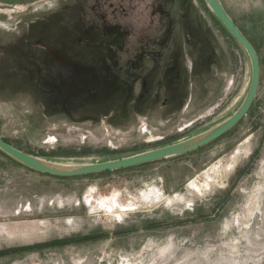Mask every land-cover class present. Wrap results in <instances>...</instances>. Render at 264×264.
<instances>
[{
	"label": "rangeland",
	"instance_id": "obj_1",
	"mask_svg": "<svg viewBox=\"0 0 264 264\" xmlns=\"http://www.w3.org/2000/svg\"><path fill=\"white\" fill-rule=\"evenodd\" d=\"M221 2L264 63V0ZM262 66L248 114L182 156L62 178L0 149V264H264ZM250 81L246 51L204 0H0V137L52 162L198 135ZM114 196L121 216L103 203Z\"/></svg>",
	"mask_w": 264,
	"mask_h": 264
},
{
	"label": "water",
	"instance_id": "obj_2",
	"mask_svg": "<svg viewBox=\"0 0 264 264\" xmlns=\"http://www.w3.org/2000/svg\"><path fill=\"white\" fill-rule=\"evenodd\" d=\"M204 1L213 14L223 24V26H225V28L231 33L236 41L244 48L251 65V81L247 93L237 110L226 120L198 135L173 144L122 158L82 165L60 164L40 158L38 156H34L9 144L1 137L0 149L22 164L43 174L63 178H72L106 171L127 169L150 162L182 156L217 140L228 131L233 129L246 116L254 100L256 99L260 86L259 55L254 45L238 27L234 19L229 15L221 0Z\"/></svg>",
	"mask_w": 264,
	"mask_h": 264
},
{
	"label": "bare ground",
	"instance_id": "obj_3",
	"mask_svg": "<svg viewBox=\"0 0 264 264\" xmlns=\"http://www.w3.org/2000/svg\"><path fill=\"white\" fill-rule=\"evenodd\" d=\"M243 32V31H242ZM244 33V32H243ZM245 34V33H244ZM247 37V36H246ZM251 42V41H250ZM252 43V42H251ZM260 71H261V69H260ZM260 75H261V72H260ZM260 87V86H259ZM259 91V90H258ZM258 94V93H257ZM251 108V107H250ZM250 110V109H249ZM249 112V111H248ZM248 114V113H247ZM246 114V115H247ZM238 154H239V152H238ZM237 160H238V155L237 154H234L232 157H231V159H230V161L227 163V165H226V170H228V169H232L235 165H236V163H237ZM221 168H222V166H221ZM218 169V168H217ZM221 170V169H220ZM190 184L191 185H193V186H195V188L197 189V190H200V191H202L203 190V188L204 187H208V186H210L209 185V183H207L206 182V184L204 185V186H200V185H197V184H195V182H194V180L193 181H190ZM90 194V193H89ZM108 203H107V202ZM103 203L107 206V207H109L110 208V212H112V214L113 215H117V216H121V213H118V211L115 209V205L117 204V201L115 202V196L114 197H112V198H108V199H106V200H104L103 201ZM100 204V203H99ZM118 204H120L119 202H118ZM104 205V206H105ZM171 263V262H170Z\"/></svg>",
	"mask_w": 264,
	"mask_h": 264
},
{
	"label": "crops",
	"instance_id": "obj_4",
	"mask_svg": "<svg viewBox=\"0 0 264 264\" xmlns=\"http://www.w3.org/2000/svg\"><path fill=\"white\" fill-rule=\"evenodd\" d=\"M246 35V34H245ZM247 36V35H246ZM247 38H248V36H247ZM249 40H250V38H248ZM251 41V40H250ZM252 42V41H251ZM252 44H253V42H252ZM254 45V44H253ZM255 47V49L257 50V48H256V46H254ZM186 51H187V54H188V57H189V61L191 62V68H190V70H193V68H194V65H195V58L193 57V56H195L192 52L193 51H191L190 49H188V48H186ZM257 52H258V50H257ZM258 55H259V52H258ZM259 60H260V55H259ZM249 62H250V60H249ZM261 65H263L262 67H264V63H262V61H260V69H261ZM250 68H251V65H250ZM217 69L219 70V66L217 65ZM197 80V78H195L194 76H193V74H192V84H193V88H194V83H195V81ZM260 88V87H259Z\"/></svg>",
	"mask_w": 264,
	"mask_h": 264
},
{
	"label": "trees",
	"instance_id": "obj_5",
	"mask_svg": "<svg viewBox=\"0 0 264 264\" xmlns=\"http://www.w3.org/2000/svg\"><path fill=\"white\" fill-rule=\"evenodd\" d=\"M260 78H261V75H260ZM122 170V169H121ZM115 171H117V170H115ZM106 172H109V171H106ZM101 173H104V172H101ZM98 174V173H97ZM90 175H93V174H90ZM84 176H86V175H84ZM63 178V177H62Z\"/></svg>",
	"mask_w": 264,
	"mask_h": 264
}]
</instances>
